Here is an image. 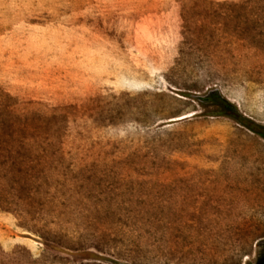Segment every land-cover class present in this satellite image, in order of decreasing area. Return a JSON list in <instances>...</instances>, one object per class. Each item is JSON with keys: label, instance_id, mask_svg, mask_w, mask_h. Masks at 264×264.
I'll list each match as a JSON object with an SVG mask.
<instances>
[{"label": "rangeland", "instance_id": "obj_1", "mask_svg": "<svg viewBox=\"0 0 264 264\" xmlns=\"http://www.w3.org/2000/svg\"><path fill=\"white\" fill-rule=\"evenodd\" d=\"M264 0H0V264H257Z\"/></svg>", "mask_w": 264, "mask_h": 264}, {"label": "trees", "instance_id": "obj_2", "mask_svg": "<svg viewBox=\"0 0 264 264\" xmlns=\"http://www.w3.org/2000/svg\"><path fill=\"white\" fill-rule=\"evenodd\" d=\"M205 101L212 103V105L215 104V107L220 109V110H218L216 112L219 115H224V116L231 117L234 120H236L237 122H244L247 125V128L249 130L253 131L260 138H262L264 140V126H256L252 122L242 119L238 115V113H237L236 109L234 108V106H232L227 101L222 99L218 94H216V93L210 94L205 99ZM257 264H264V251H263V254L261 255V257L259 258Z\"/></svg>", "mask_w": 264, "mask_h": 264}]
</instances>
